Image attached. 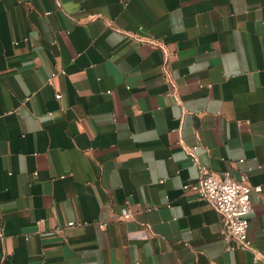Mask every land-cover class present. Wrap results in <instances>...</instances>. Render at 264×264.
Wrapping results in <instances>:
<instances>
[{
    "label": "crops",
    "instance_id": "crops-1",
    "mask_svg": "<svg viewBox=\"0 0 264 264\" xmlns=\"http://www.w3.org/2000/svg\"><path fill=\"white\" fill-rule=\"evenodd\" d=\"M190 147L251 168L250 249ZM0 222V264H264V0H0Z\"/></svg>",
    "mask_w": 264,
    "mask_h": 264
},
{
    "label": "built area",
    "instance_id": "built-area-1",
    "mask_svg": "<svg viewBox=\"0 0 264 264\" xmlns=\"http://www.w3.org/2000/svg\"><path fill=\"white\" fill-rule=\"evenodd\" d=\"M56 98H60V95L56 94ZM194 148L190 147L188 152L192 164L198 168L199 174L196 181L184 183L182 190L196 193L218 212L222 221L221 237L226 249H250L251 241L248 237V228L250 215L253 212L252 195H258L261 192V185L253 186L249 183L250 167L240 170L238 177L232 175L230 171L218 173L210 170L198 162ZM239 162H243V159H239ZM152 209H156V207ZM120 218L131 219V210L128 207H122ZM76 224L79 223L68 221L66 226L71 227ZM97 224L100 228L106 226L105 222ZM2 239L3 230L0 222V242Z\"/></svg>",
    "mask_w": 264,
    "mask_h": 264
}]
</instances>
